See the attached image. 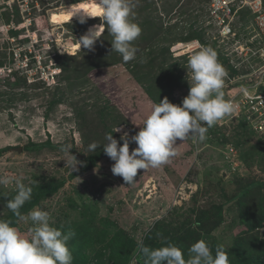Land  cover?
<instances>
[{
    "label": "rangeland",
    "instance_id": "obj_1",
    "mask_svg": "<svg viewBox=\"0 0 264 264\" xmlns=\"http://www.w3.org/2000/svg\"><path fill=\"white\" fill-rule=\"evenodd\" d=\"M1 1L0 148L7 149L0 154V176L11 182L0 186V219L12 213L6 205L15 195L17 179L25 184L36 175L64 179L59 190L21 214L40 208L49 213L52 226L73 230L68 246L73 256L77 251L83 254L75 253L72 264H111L95 256L98 249L107 253L110 248L119 261L131 248L125 264H144L138 242L145 243L158 220L183 221L184 215L192 217L201 207L238 196L248 181L242 196L245 205L232 201L220 226L204 240L224 245L230 264H255L248 257H258V251L259 262L264 261V148L244 119H222L208 130L204 142L178 140L177 155L168 164L138 170L131 185L112 173L115 161L103 146L106 133L115 127L121 129L112 133L119 144L124 133L131 141L151 107L165 97L182 104L190 90L187 62L198 45L223 52L236 72L246 70L249 52L246 55L244 47L251 39L247 29L240 28V37H220L217 27L206 22L209 0H134L135 22L149 23L140 26L141 35L133 42L137 58L125 63L111 51L107 27L94 50L75 48L89 27L101 23L99 17L84 24L78 19L59 25L50 22L49 13L57 7L76 3L87 7L88 0ZM202 28L206 44L193 35ZM223 91L227 99L229 94ZM92 142L100 145L91 153ZM65 147L71 148L70 154H83L76 170L65 162L71 158ZM135 147L131 141L130 153ZM73 172L76 175L70 177ZM12 217V225L30 235L32 222ZM176 227L166 229L174 235L171 243L181 246ZM163 232L156 235L158 247L166 244ZM195 242L185 240L181 247L186 259ZM217 246L212 247L213 255Z\"/></svg>",
    "mask_w": 264,
    "mask_h": 264
},
{
    "label": "clouds",
    "instance_id": "obj_2",
    "mask_svg": "<svg viewBox=\"0 0 264 264\" xmlns=\"http://www.w3.org/2000/svg\"><path fill=\"white\" fill-rule=\"evenodd\" d=\"M135 7L134 0H88L87 7H70V20L77 17L79 23L84 24L90 18L99 17L101 21L89 27L77 39L79 47L94 50L107 27L112 36L111 51L119 53L125 63L135 60L138 49L133 42L142 32L134 20ZM198 47L187 62V69H190L188 95L180 105L171 103L165 97L151 107L142 127L131 137V141L137 144L131 153L127 133L121 136L123 144H119L112 135L121 131L118 127L106 133L107 143L103 146L105 154L115 161L112 173L121 176L126 185L136 181L138 170L146 171L168 164L177 155L178 140L182 142L191 138L194 143L204 142L210 128L236 112L238 105L226 99L223 91L229 75L227 69L213 48ZM58 72L57 67V72L53 73ZM99 145L92 142L88 146L89 152H94ZM70 149H63L71 157L65 162L71 170H76L81 162L70 154ZM10 182V177L0 176V186ZM32 192L30 184L16 180L15 195L7 201L6 206L19 219L30 220L32 227L29 229L30 235L26 236L10 220L0 219V264H72L73 255L68 242L75 236L73 230L63 231L52 226L49 213L40 208H33L26 216L21 214L20 209L31 200ZM138 252L144 258V264H230L224 245H218L213 255L212 248L205 240H199L188 248L187 259L184 250L171 242L152 248L140 241Z\"/></svg>",
    "mask_w": 264,
    "mask_h": 264
},
{
    "label": "trees",
    "instance_id": "obj_3",
    "mask_svg": "<svg viewBox=\"0 0 264 264\" xmlns=\"http://www.w3.org/2000/svg\"><path fill=\"white\" fill-rule=\"evenodd\" d=\"M148 23H149V21H145L139 25L142 27H146V26H148ZM242 27H244L243 30L247 29V33L249 34V36L254 34V30L252 29L251 20H250V17L248 16V12L246 9H241L238 13V16L235 19L234 28H235L236 33L233 37H240V28H242ZM155 29H157V28L155 27ZM193 33H195L193 35L194 36L196 35V37L199 38L202 43H204V44L207 43V41H205L206 29L202 28L200 30H194ZM188 40H190V39H188ZM223 41H225V40H223ZM253 44L254 43H251V45H253ZM206 46H209V44H206ZM211 48H213V47L211 46ZM214 50L217 52V56H218L219 61L227 69L229 75H235L237 73H243L246 71V70L241 69V71L239 70L236 72V70L233 68V66L229 62V59L226 58L227 56L223 52L217 51L216 49H214ZM171 70H172V72L177 73L176 69H171ZM168 82H169V78H168ZM99 115H101V113ZM5 149H7V148L6 147L0 148V154L3 151H5ZM87 159L91 160V157H88ZM74 175H76L75 172H73V174H70V177H72ZM32 180L33 181L30 184L33 187L32 198L30 201L26 202L20 210L26 211V210L30 209L33 205H35L38 201L42 202L41 200H43L45 198L47 199L52 194H54L57 190H59L63 186L64 181H65L64 179H58V178H55L53 176L48 177L46 175H36ZM246 183L240 188V194H238V196H232L230 198L227 197V198H224L223 200L215 201L213 204H211L209 207H206V208L201 207L196 211L197 212L196 214H194V215L192 214V217L189 214H187L189 216L184 215L185 218L183 219V221H182V219L181 220L175 219L176 217H174V218H172V217L168 218L167 217L164 220H158L154 224L152 229L147 232V237L145 239L144 244L146 246H150L152 248H158V242L160 239L156 235L160 230L164 231L162 244L172 242L174 235H171V232H168V229H166V228L171 229L172 226H177L176 228L181 233V236L179 237V235H178L179 238H177V240H181V242H182V245L180 247H184L185 240L187 242H192L195 240L199 241V240L208 239L210 237L209 236L210 231L211 230L214 231L215 229H217L220 226V224L222 222L223 212L225 210H227L230 205H232V201H233V203L237 202L238 204H240L239 207H243L245 205V203H244L245 200H242V198H243L242 196L246 193V191L244 190V187H247L248 184H250V183H247V184ZM263 185H264V181H263ZM220 188H222V187L220 186ZM223 189L224 188H222V190ZM255 190H256V188H254V190H253L254 193H255ZM231 194L234 195V192H232ZM12 195H14V193ZM12 214H13V212L11 213V215L8 214V216L5 219L11 221L13 218ZM187 219L191 220L190 222L193 224L192 229L189 227V225L187 223ZM164 228H165V230H164ZM134 243H135V241L134 242L131 241L129 244H134ZM217 243H219V242L213 240L209 244H210V247L212 248V247L217 246ZM89 245H90V243H89ZM99 247L105 249V246L102 244ZM251 247L253 248L254 245L252 244ZM79 249H80V247H79ZM130 251H131V248H129L126 252L121 254V261H119V257L117 259L118 254L115 253L116 251L114 248H110L107 253L105 250L102 251L101 249H98L96 251V255L95 254L94 255L99 257V260L102 262L111 261V264H119V263L125 264L129 260V252ZM250 251H252V250H250ZM260 252H261V250H260ZM75 253H78L80 255L82 252L77 251ZM75 253H74V256H76ZM251 253H254V252H251ZM184 254H185V252H184ZM257 254H258V257L254 256V254H251L252 256L248 257L249 261H251L252 263H255V264H262L264 261L259 262V260H260L259 259V251ZM86 258H87V256H86Z\"/></svg>",
    "mask_w": 264,
    "mask_h": 264
},
{
    "label": "built area",
    "instance_id": "obj_4",
    "mask_svg": "<svg viewBox=\"0 0 264 264\" xmlns=\"http://www.w3.org/2000/svg\"><path fill=\"white\" fill-rule=\"evenodd\" d=\"M9 1L6 0V3ZM23 1L27 0L16 2L23 4ZM206 5L208 7L206 22L209 21L211 26H216L217 29L214 28L222 38L234 36L233 23L239 11L246 9L248 12L254 27V34L248 41L254 44L247 43L244 47L246 55L249 52L246 59L248 68L243 73L228 75L224 89L229 94L227 99L238 105L231 117L235 120L240 117L244 119L264 147V0H209ZM240 47L238 49L241 51L243 48ZM24 56L26 59L27 56Z\"/></svg>",
    "mask_w": 264,
    "mask_h": 264
},
{
    "label": "bare ground",
    "instance_id": "obj_5",
    "mask_svg": "<svg viewBox=\"0 0 264 264\" xmlns=\"http://www.w3.org/2000/svg\"><path fill=\"white\" fill-rule=\"evenodd\" d=\"M77 8V7H83L82 4L80 3H76V4H69L68 6L64 7V9H62L63 7H57L56 9H54L53 11H51L49 13V20L52 24L54 25H59V24H64L66 22L72 21V20H76L77 17H73L70 20V12L68 11L69 8ZM65 17H67V19H65ZM79 39V38H78ZM75 48L77 46H79L78 44V40H76L75 42ZM74 47V46H73ZM197 49V48H196Z\"/></svg>",
    "mask_w": 264,
    "mask_h": 264
},
{
    "label": "water",
    "instance_id": "obj_6",
    "mask_svg": "<svg viewBox=\"0 0 264 264\" xmlns=\"http://www.w3.org/2000/svg\"><path fill=\"white\" fill-rule=\"evenodd\" d=\"M18 149V151H20V148H16V150ZM72 154L76 157V159L82 158L83 154L82 153H77L72 151Z\"/></svg>",
    "mask_w": 264,
    "mask_h": 264
},
{
    "label": "snow or ice",
    "instance_id": "obj_7",
    "mask_svg": "<svg viewBox=\"0 0 264 264\" xmlns=\"http://www.w3.org/2000/svg\"><path fill=\"white\" fill-rule=\"evenodd\" d=\"M65 19H67V17H65Z\"/></svg>",
    "mask_w": 264,
    "mask_h": 264
}]
</instances>
